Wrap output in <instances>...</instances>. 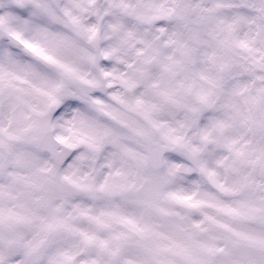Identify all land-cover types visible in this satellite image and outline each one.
Returning <instances> with one entry per match:
<instances>
[{
  "label": "snow or ice",
  "instance_id": "obj_1",
  "mask_svg": "<svg viewBox=\"0 0 264 264\" xmlns=\"http://www.w3.org/2000/svg\"><path fill=\"white\" fill-rule=\"evenodd\" d=\"M0 264H264V0H0Z\"/></svg>",
  "mask_w": 264,
  "mask_h": 264
}]
</instances>
